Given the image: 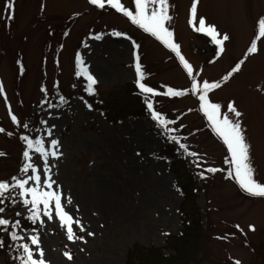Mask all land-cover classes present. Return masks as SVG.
I'll use <instances>...</instances> for the list:
<instances>
[{
  "label": "rangeland",
  "instance_id": "374dc122",
  "mask_svg": "<svg viewBox=\"0 0 264 264\" xmlns=\"http://www.w3.org/2000/svg\"><path fill=\"white\" fill-rule=\"evenodd\" d=\"M8 2L0 0V181L28 179L32 169H21L31 163L41 180L38 185L29 180L25 187L59 194L63 210L80 222L71 224L74 238L69 240L55 202L49 204V219L43 204L25 205L31 196L21 197L17 187L20 200L6 215L37 213L36 229L17 231L33 258L45 264H264V198L245 193L228 176L227 148L200 110L199 92L192 94L193 79L176 54L107 4L11 0L9 10ZM121 3L134 13V0ZM192 3L168 0L172 19L166 27L198 86L220 84L208 92L209 101L221 106V119L227 115L241 124L254 179L264 184V37L257 39L264 0H198L195 26L189 24ZM147 7L151 12L158 5ZM201 17L215 26L218 38L228 36L223 51L208 46L210 36L195 30ZM254 39L257 51L249 54ZM77 55L97 80L92 95L86 79L76 75ZM137 56L155 92L187 90L178 97L151 94L147 103L165 125L150 111L135 114L144 105L132 93ZM238 63L239 70L232 72ZM229 103L239 117L228 111ZM164 135L174 137L181 151L176 169L188 182L186 196L163 154ZM22 136L40 139L45 151H57L47 157V169L45 158L28 150ZM53 139L57 149L51 147ZM25 150L30 160L24 159ZM209 167L221 171H205ZM47 177L51 187L44 184ZM185 227L188 241L174 240ZM170 245L182 252L158 259L159 251L162 257L176 254ZM0 264L18 262L0 248Z\"/></svg>",
  "mask_w": 264,
  "mask_h": 264
},
{
  "label": "snow or ice",
  "instance_id": "6c2138e0",
  "mask_svg": "<svg viewBox=\"0 0 264 264\" xmlns=\"http://www.w3.org/2000/svg\"><path fill=\"white\" fill-rule=\"evenodd\" d=\"M89 3L99 8H104L105 4L110 5L111 8H113L119 13H122L125 17H127L131 21V23L137 25L144 32L155 37L158 41L162 42L165 45V47L169 48L172 52L176 54L183 68L186 70L188 76L193 79L191 85L192 94L195 95L197 92H199L198 99L200 101V105H199L200 110L206 116L208 122L212 127V130L216 133L217 136H219L222 139L223 144L227 148L228 158L226 162L230 165L231 168V171L228 173V176L234 179L235 182L238 184L239 188L245 193L251 196L264 198V184L254 179V169L250 163V158H249V145L245 141L241 124L239 123L238 120L233 121L229 119L227 115H224L223 119H221V112H220L221 106L219 104L211 103L209 101L208 92L211 91L212 89L219 88L220 84L218 82L209 83L207 81H204L202 87L198 86V84L195 82V79L193 78L192 66L181 55L179 50L180 46L173 41L172 39L173 33L166 27V22L172 19V17L168 14L169 13L168 0H134V6H135L134 13L133 11H129L125 6H123L121 0H89ZM149 3L158 5V8H153L151 12H149L147 7ZM197 3L198 0H193L190 9L189 24L193 26H195V21H196ZM6 8H8L9 10L13 8V3L11 2V0H9V2L6 4ZM9 18H11V15ZM195 30L210 36L212 41L216 45L221 46L220 51H223L222 45L224 41L228 39V36L223 35L222 38H218L220 34L217 32L215 26L206 25V21L203 17L199 18V26L196 27ZM115 34L121 35L120 33H115ZM260 37H264V18H261L258 22L257 39H259ZM96 38L99 39V36H97ZM134 47H138V45H134ZM256 51H257V44H256V40L254 39L250 47L248 48V53L251 54ZM76 61L78 68L76 75L83 76L86 79L87 81L86 91L88 92L89 95L94 94V85L97 83V80L94 78L93 75L89 73L87 67L83 66V61L81 60L79 55H77ZM239 68H240V64L238 63L232 69V72L238 71ZM134 70L136 74L135 83L137 87L140 89L141 93L143 94L150 93L152 95L160 94L155 92L151 87H148L144 83H142V81L145 78V73L142 70V66L139 62L138 56L136 57ZM232 72H230L223 79L227 80L229 76H231ZM3 94H4V89L3 86L0 85V95ZM163 94L167 96L178 97L187 94V90H174L171 87H168ZM60 100L61 103L64 102L63 97H60ZM227 107H228V111L230 113H234L235 116L239 117L241 115V113L235 109L232 103H229ZM147 108L151 112V116L153 120L158 121L160 125L166 124L164 118L158 112L153 110V104L151 102L147 103ZM11 119L14 123L18 122L17 117L15 115H11ZM167 123H172V121H168ZM24 127H27V124H25ZM2 131L4 130L0 129V132ZM9 135H11V133H9ZM21 139L26 142L28 150L34 149L37 153H39L42 157L45 158L46 169H47V157L49 155L56 157L58 154L57 151H51V152L45 151L42 141L40 139H36L34 142L33 140L29 139L27 136H22ZM173 139L175 138L173 137ZM51 147L53 149H57L58 141L55 139L51 140ZM179 147L187 151L185 145L180 144ZM28 150H25L23 152V157L26 161L31 159ZM0 155H3V153H0ZM189 155H195V154L189 153ZM29 169H32L33 175L30 176L28 179L18 180L16 177H13L12 179L13 181H15V183L11 186L7 182H0V196H3L4 193L10 187H18L21 190L20 191L21 197H24L26 195L31 196V200L25 199L23 203L25 205H28L30 203L33 209H36L37 205L43 204V207L45 209L44 214L48 216L49 219L52 218L48 211L49 204L51 201H54L55 214L61 221L62 227L65 225L68 226L67 227L68 239L73 240L74 232L72 230L71 224L75 223L79 225L80 222L78 220L74 221L72 217L63 210L61 206V196L59 194L48 191L41 192L39 191L38 187H29V188L25 187L29 183V180L35 181L37 185L40 183L41 180V177L35 174L36 170L35 168H33V165L31 163H25L21 171L27 173ZM205 171L215 173L217 171H221V169L209 167ZM201 175L203 174L201 173ZM49 180L50 177H47V179H45L44 181V184L47 187H51ZM2 202L3 201L0 200V203ZM69 203H71L70 199H69ZM0 212H3L2 208H0ZM29 219H31L33 223H35V221L38 219L37 213L34 211L32 213V216L29 217ZM9 223L10 222L8 220L0 218V226H5V229L9 225ZM18 223L19 222H17V224H14L12 226L16 227ZM251 227L252 226H250V228ZM83 230L84 229L81 227V231ZM89 235H92V233H89ZM11 238L13 240L17 239V236L14 232L11 233ZM80 239H82V237H80ZM31 242L33 245L38 246L39 244L38 237L32 236ZM0 246H3L2 241H0ZM20 247H22L24 254L23 257L20 258L21 264H45V261L43 259L36 260L33 258V252L32 250H30L27 244H23ZM40 255L42 256L43 253L40 252ZM65 255L68 257V259H71V255L69 253H65ZM237 264H239V262H237Z\"/></svg>",
  "mask_w": 264,
  "mask_h": 264
},
{
  "label": "trees",
  "instance_id": "16d2710c",
  "mask_svg": "<svg viewBox=\"0 0 264 264\" xmlns=\"http://www.w3.org/2000/svg\"><path fill=\"white\" fill-rule=\"evenodd\" d=\"M142 70L145 73V78L142 81V83H144L146 86L151 87L154 91H156V89L153 88L152 85H149L145 82L147 72L144 71V68H142ZM85 84H87V82H85ZM160 91H161L160 93H164L161 89H160ZM132 93L134 95H136L137 97L141 98V100L144 103V105H141L140 107L137 108L138 111H136L135 114L139 115V113L140 114L148 113L149 110L147 109L146 104H147V101H149L151 94L150 93L149 94L141 93V91L137 87L136 83H134V88L132 90ZM172 138L173 137H169L167 135L164 137L163 154H164L165 158L167 159L170 167H172V171L174 173V178L178 183V187L181 189L183 195L186 196L185 186H188V182H186V180L184 178L182 181L183 171H181L182 172V174H181V172L179 173V171L176 169V168H179V166H176V164L180 163V161L182 160L181 151H180V149H178L174 146L175 144L173 143ZM0 182H7L10 186L15 183V181H13V179L11 181L6 180V181H0ZM192 191L195 192L196 188L193 187ZM0 200L3 201L2 203H0V208L3 209V212H0V218L6 219L10 222L9 225L6 227V229H5V226H0V241H2V243H3V246H0V248L2 250H4L6 253H8V255L10 257L14 258L18 262V264H21L20 258L23 257L24 254H23L22 247H20L22 244L19 241V235H18L17 231L21 227H23V228L24 227H30L31 229H36L37 226L35 223H33V221L31 219H29L27 216H24L21 213H14L12 215L11 214L6 215L7 211L9 210L10 205H12V204H14L20 200V196H19V193L17 191V187H10L4 193L3 196H0ZM17 222H19L18 225L16 227H13L12 225L17 224ZM186 222H188V220ZM13 232L17 236V239H15V240H13L11 238V233H13ZM189 233H190V231L188 230L187 227H185L181 236L175 238L174 240H177L179 242V240L182 239V241L186 242V241H188ZM185 245L186 244L181 245L182 249H185ZM170 246L171 247H169V248L173 249L174 252H176V254H173V255L169 254L166 257H162L161 252L159 251L158 255H157L159 257L158 259L169 260L170 258H176L177 254H180L182 252L181 248H179L177 246L172 247V245H170ZM127 264H132V263L128 262Z\"/></svg>",
  "mask_w": 264,
  "mask_h": 264
},
{
  "label": "water",
  "instance_id": "95a60500",
  "mask_svg": "<svg viewBox=\"0 0 264 264\" xmlns=\"http://www.w3.org/2000/svg\"><path fill=\"white\" fill-rule=\"evenodd\" d=\"M207 43H208L209 45H212V44H213V41H212V40H208V41H207ZM194 50L196 51V50H197V48H196V47H194ZM202 51H204V49H202Z\"/></svg>",
  "mask_w": 264,
  "mask_h": 264
}]
</instances>
